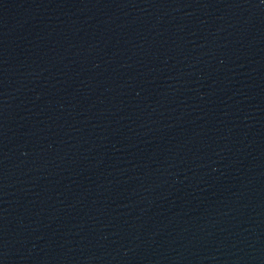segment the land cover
<instances>
[{"label":"water","instance_id":"obj_1","mask_svg":"<svg viewBox=\"0 0 264 264\" xmlns=\"http://www.w3.org/2000/svg\"><path fill=\"white\" fill-rule=\"evenodd\" d=\"M0 264H264V0H0Z\"/></svg>","mask_w":264,"mask_h":264}]
</instances>
